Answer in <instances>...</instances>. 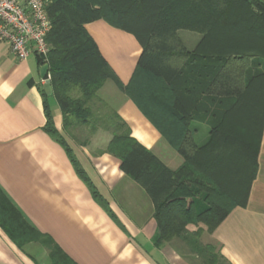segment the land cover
I'll list each match as a JSON object with an SVG mask.
<instances>
[{"label": "trees", "instance_id": "1", "mask_svg": "<svg viewBox=\"0 0 264 264\" xmlns=\"http://www.w3.org/2000/svg\"><path fill=\"white\" fill-rule=\"evenodd\" d=\"M48 15L47 66L65 128L92 127L95 133L103 125L111 131L105 153L118 158L151 199L157 247L193 239V252L204 258L200 264H230L219 244L218 252L211 244L200 247L199 238L205 231L212 236L233 209L247 205L257 177L264 133V0H51ZM99 20L133 35L142 48L127 85L87 30ZM180 31L198 34L199 41L189 48ZM38 63L45 65L41 58ZM108 82L182 158L176 170L135 139L118 113L108 118L100 107L94 111L91 105L102 106L98 93ZM42 94L45 130L71 152ZM77 172L86 180L79 167ZM0 227L20 249L43 246L47 264H76L32 228L1 189Z\"/></svg>", "mask_w": 264, "mask_h": 264}, {"label": "crops", "instance_id": "2", "mask_svg": "<svg viewBox=\"0 0 264 264\" xmlns=\"http://www.w3.org/2000/svg\"><path fill=\"white\" fill-rule=\"evenodd\" d=\"M87 30L127 85L142 53L139 42L103 20L88 24ZM198 41L194 38L193 46ZM42 68L35 54L20 61L0 41V189L6 198L32 228L53 240L76 264H191L170 260L175 254L172 245L156 246L154 205L121 170V161L105 153L110 138L104 139L103 130L65 128L51 80L43 79ZM42 91L56 130L72 144L68 143L71 152L45 130ZM123 97L118 114L132 136L161 161L165 156L163 162L176 170L182 158L173 154L133 101ZM212 240L230 264H264V133L247 205L233 209ZM48 260L43 246L31 243L20 249L0 227V264H47Z\"/></svg>", "mask_w": 264, "mask_h": 264}, {"label": "built area", "instance_id": "3", "mask_svg": "<svg viewBox=\"0 0 264 264\" xmlns=\"http://www.w3.org/2000/svg\"><path fill=\"white\" fill-rule=\"evenodd\" d=\"M51 0H0V41L8 44L20 61L32 54L47 65V42L52 24L48 15ZM44 80H51L48 71Z\"/></svg>", "mask_w": 264, "mask_h": 264}, {"label": "rangeland", "instance_id": "4", "mask_svg": "<svg viewBox=\"0 0 264 264\" xmlns=\"http://www.w3.org/2000/svg\"><path fill=\"white\" fill-rule=\"evenodd\" d=\"M181 38L183 39V41L186 43V45L189 48H193V41L194 38L195 39H199V35L196 33H191L188 31H180L179 32ZM49 90V88H48ZM98 98H100L102 106L99 104H97L95 101L94 103H92V108L95 110H97V106L100 107L98 110V112H102L104 113L108 118H114L115 115L118 113V110L120 108L121 105V99H123V94L116 89L115 85L112 82H108L105 87L98 93ZM98 101V100H97ZM97 112V113H98ZM92 128V127H91ZM102 129L105 136L104 139L110 138L112 137V133L111 131H108V128L103 127V125H101L98 129ZM97 129V130H98ZM80 138V139H84ZM67 141V144L69 143L71 146V142L68 138H65ZM200 137H197L198 141L200 140ZM176 156H178V158L181 157L175 152L173 151ZM163 161H165V156L161 157ZM188 230L190 232H195L197 231V228L194 226H190L188 228ZM191 242H193V239H189L187 242H183V241H179V240H175L173 243H163L161 248L163 246H166L167 244H170L173 246V249H175V254L172 256V258L170 260H190L191 264H200L204 258H202V256L199 254H195L192 250V244ZM213 245L216 248V251H219V247H217V244L215 243V241L212 240V236L209 235L206 231L202 233L201 237L199 238V245L201 246H206V245ZM177 253V255H176ZM180 257V258H179Z\"/></svg>", "mask_w": 264, "mask_h": 264}, {"label": "water", "instance_id": "5", "mask_svg": "<svg viewBox=\"0 0 264 264\" xmlns=\"http://www.w3.org/2000/svg\"><path fill=\"white\" fill-rule=\"evenodd\" d=\"M48 71H49V67L47 65L43 66L42 71H41V75H42L43 79L46 77Z\"/></svg>", "mask_w": 264, "mask_h": 264}]
</instances>
